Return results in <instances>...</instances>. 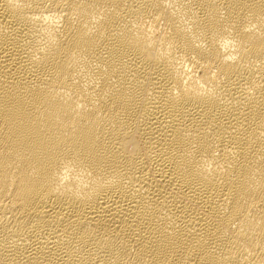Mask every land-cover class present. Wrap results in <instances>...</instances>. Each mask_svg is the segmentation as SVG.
I'll list each match as a JSON object with an SVG mask.
<instances>
[{"label":"bare ground","instance_id":"1","mask_svg":"<svg viewBox=\"0 0 264 264\" xmlns=\"http://www.w3.org/2000/svg\"><path fill=\"white\" fill-rule=\"evenodd\" d=\"M0 264H264V0H0Z\"/></svg>","mask_w":264,"mask_h":264}]
</instances>
